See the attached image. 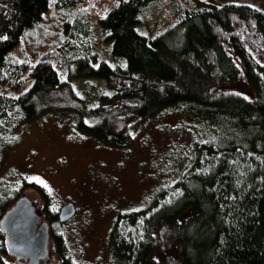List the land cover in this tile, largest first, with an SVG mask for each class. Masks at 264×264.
Wrapping results in <instances>:
<instances>
[{"label": "trees", "instance_id": "16d2710c", "mask_svg": "<svg viewBox=\"0 0 264 264\" xmlns=\"http://www.w3.org/2000/svg\"><path fill=\"white\" fill-rule=\"evenodd\" d=\"M107 1L53 0L54 10L78 9L62 30L79 47L73 42L64 62L53 64L49 53L10 61L50 1L0 0V86L9 88L0 92V129L9 131L0 134V159L2 148L18 143L16 129L59 100L76 106L83 133L117 148L132 143L135 123L176 108L207 125V136L188 149L181 178L156 190L144 208L114 219L111 264H264V14L242 4L110 0L96 21L101 52L83 39L92 13ZM167 4L169 23L152 36L139 32L147 12ZM67 52L76 58L73 74ZM76 78L103 86L95 104L75 93ZM28 188L48 203L36 184L0 183V218ZM44 212L55 264H74L57 231L58 212ZM7 256L0 230V264Z\"/></svg>", "mask_w": 264, "mask_h": 264}, {"label": "rangeland", "instance_id": "374dc122", "mask_svg": "<svg viewBox=\"0 0 264 264\" xmlns=\"http://www.w3.org/2000/svg\"><path fill=\"white\" fill-rule=\"evenodd\" d=\"M49 1L50 11L40 26L27 34L23 46L14 50L10 61H32L49 53L53 64H61L63 52L73 42V48L79 51L76 39L62 30L64 19L73 18L78 9L75 7L67 12L54 10L53 0ZM109 1L92 13L89 34L83 39L96 51H106L96 21ZM181 2L197 8L242 4L264 14V0ZM168 8L167 4L149 10L145 22L138 25L139 32L152 36L151 32L168 24ZM142 29L148 30L149 34ZM64 54L68 56L67 62H70L73 74L76 58L68 52ZM72 85L87 106L95 104L98 93L103 91V86L96 81L76 78ZM0 92L9 93V88L1 85ZM74 108L75 105L59 100L40 108L36 117L16 129L18 143L1 149L4 157L0 159V183H8L15 189H19L22 183L36 184L49 197L48 203L45 202L48 211L58 212L63 205L73 203L75 214L57 228L70 258L74 264H111L108 236L114 219L144 208L156 190L181 178L189 166L188 149L207 136L209 127L194 116L168 108L155 117L135 123L130 130L132 143L117 148L83 133ZM0 134L9 135L7 125L1 127ZM23 193L32 202L42 200L34 189L28 188ZM49 250L47 260L39 264L56 263L51 241ZM4 261L8 264L27 263L10 256Z\"/></svg>", "mask_w": 264, "mask_h": 264}, {"label": "water", "instance_id": "95a60500", "mask_svg": "<svg viewBox=\"0 0 264 264\" xmlns=\"http://www.w3.org/2000/svg\"><path fill=\"white\" fill-rule=\"evenodd\" d=\"M73 203L63 205L58 220L63 223L75 214ZM0 230L5 236L7 253L16 261L39 264L47 260L50 249L49 224L42 217L41 206L33 204L22 193L0 218Z\"/></svg>", "mask_w": 264, "mask_h": 264}, {"label": "flooded vegetation", "instance_id": "af4514ba", "mask_svg": "<svg viewBox=\"0 0 264 264\" xmlns=\"http://www.w3.org/2000/svg\"><path fill=\"white\" fill-rule=\"evenodd\" d=\"M33 204L35 205V204H38V205H40L41 206V210H42V217H43V219H45V212H44V210L46 209L45 208V201H42V200H40L39 202H37V201H34L33 202ZM49 232H50V228H49Z\"/></svg>", "mask_w": 264, "mask_h": 264}]
</instances>
